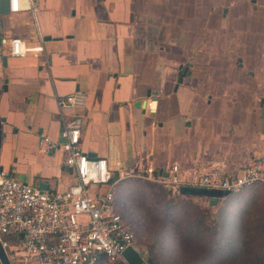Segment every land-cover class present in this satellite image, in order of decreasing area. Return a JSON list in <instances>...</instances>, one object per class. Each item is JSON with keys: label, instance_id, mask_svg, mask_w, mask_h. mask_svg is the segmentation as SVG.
<instances>
[{"label": "crops", "instance_id": "1", "mask_svg": "<svg viewBox=\"0 0 264 264\" xmlns=\"http://www.w3.org/2000/svg\"><path fill=\"white\" fill-rule=\"evenodd\" d=\"M12 37L42 50L11 55ZM75 91L84 105L62 111ZM72 115L115 179L149 163L238 172L264 147V0H31L0 14V170L74 183L59 147ZM41 136L55 147L40 151Z\"/></svg>", "mask_w": 264, "mask_h": 264}, {"label": "built area", "instance_id": "2", "mask_svg": "<svg viewBox=\"0 0 264 264\" xmlns=\"http://www.w3.org/2000/svg\"><path fill=\"white\" fill-rule=\"evenodd\" d=\"M22 3L30 7L31 0H9V11H18ZM9 50L11 55L24 56L41 51L42 46H28L20 37H12ZM84 96L75 91L57 102L62 111L72 110L84 105ZM80 132L75 115L60 131L63 165L76 175V181L64 189H42L0 170V236L12 233L18 237L11 243L1 240L9 247L10 264H95L101 259L125 262L122 252L135 239L115 206V189L122 178L137 177L174 192L202 188L228 195L257 183L264 185V147L235 173L218 167L183 173L177 162L160 167L149 163L140 172H126L112 180L107 160L88 156L80 148ZM55 145L48 136L38 140L40 151L48 152Z\"/></svg>", "mask_w": 264, "mask_h": 264}, {"label": "rangeland", "instance_id": "3", "mask_svg": "<svg viewBox=\"0 0 264 264\" xmlns=\"http://www.w3.org/2000/svg\"><path fill=\"white\" fill-rule=\"evenodd\" d=\"M126 178L115 189V206L143 264H264L263 184L212 196Z\"/></svg>", "mask_w": 264, "mask_h": 264}, {"label": "water", "instance_id": "4", "mask_svg": "<svg viewBox=\"0 0 264 264\" xmlns=\"http://www.w3.org/2000/svg\"><path fill=\"white\" fill-rule=\"evenodd\" d=\"M9 0H0V14L8 13ZM183 73L181 74V76ZM181 76L178 77L177 82L181 81ZM183 191H193L198 193H206L212 196L215 195H228V192H222L217 190H208L202 188H185ZM123 258L127 264H143L144 257L141 249L132 243L128 245L122 252ZM0 264H10L9 257L7 255L6 248L3 246L0 239Z\"/></svg>", "mask_w": 264, "mask_h": 264}, {"label": "trees", "instance_id": "5", "mask_svg": "<svg viewBox=\"0 0 264 264\" xmlns=\"http://www.w3.org/2000/svg\"><path fill=\"white\" fill-rule=\"evenodd\" d=\"M116 178V176L115 175H112V180H114ZM129 178V177H128ZM128 178H126L127 180H128ZM130 178H137V177H130ZM137 179H140V178H137ZM117 186V185H116ZM115 195H116V193H115ZM123 215V214H122Z\"/></svg>", "mask_w": 264, "mask_h": 264}]
</instances>
